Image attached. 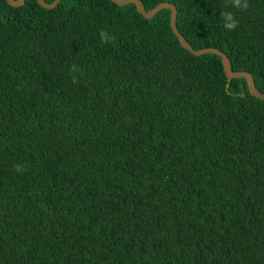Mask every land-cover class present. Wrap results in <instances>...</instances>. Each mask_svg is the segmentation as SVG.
Here are the masks:
<instances>
[{"label":"trees","instance_id":"16d2710c","mask_svg":"<svg viewBox=\"0 0 264 264\" xmlns=\"http://www.w3.org/2000/svg\"><path fill=\"white\" fill-rule=\"evenodd\" d=\"M141 1L264 94V0ZM171 18L0 0V264H264V100Z\"/></svg>","mask_w":264,"mask_h":264},{"label":"water","instance_id":"95a60500","mask_svg":"<svg viewBox=\"0 0 264 264\" xmlns=\"http://www.w3.org/2000/svg\"><path fill=\"white\" fill-rule=\"evenodd\" d=\"M8 1H9V4L13 7H21L24 5V2H25V0H8ZM60 1L61 0H56L54 3L49 4L45 0H38L39 4L46 9L56 8V6H58ZM111 1L116 3L119 6L135 4L139 13L141 15H143L146 19L154 18L160 11H162L164 9H170L172 11V18H171L172 29H173L174 33L177 35V37L180 39L181 44L185 49H188L189 51H191L196 56H200L202 54H215V55L222 57L225 72H226L229 80L231 81L232 79H239V78L247 79L249 89H250L252 95L264 100V94H262L261 92H259L256 89L255 81H254L252 74H250L248 72H234L232 70V63H231L230 59L228 58V56L224 52L217 50V49H212V48L201 50V51H196L191 47V45L186 41L184 36L178 30V27H177L178 10L174 4L163 3V4L158 5L156 8L152 9L151 11H147L145 6H144V3L141 0H111Z\"/></svg>","mask_w":264,"mask_h":264},{"label":"clouds","instance_id":"9594fccd","mask_svg":"<svg viewBox=\"0 0 264 264\" xmlns=\"http://www.w3.org/2000/svg\"><path fill=\"white\" fill-rule=\"evenodd\" d=\"M227 3L239 11H247L249 7L248 0H227ZM220 19L222 21L223 28L228 31H234L239 26V21L236 19L232 11L222 12L220 14ZM99 37L102 44H108L109 42H114L115 40V37L109 34L106 30H101L99 32ZM70 72L72 73L73 84L79 83L78 76L83 75L82 69L76 64H72L70 67ZM14 168L17 172L26 171V169L20 164L15 165Z\"/></svg>","mask_w":264,"mask_h":264},{"label":"bare ground","instance_id":"6f19581e","mask_svg":"<svg viewBox=\"0 0 264 264\" xmlns=\"http://www.w3.org/2000/svg\"><path fill=\"white\" fill-rule=\"evenodd\" d=\"M205 50V49H204ZM199 51H201V50H199ZM202 55H205V54H202ZM201 56V55H200ZM222 58V57H221ZM223 59V58H222Z\"/></svg>","mask_w":264,"mask_h":264}]
</instances>
